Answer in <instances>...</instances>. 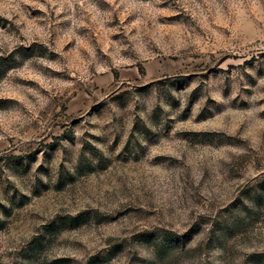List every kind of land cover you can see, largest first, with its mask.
<instances>
[{
  "label": "rangeland",
  "instance_id": "1",
  "mask_svg": "<svg viewBox=\"0 0 264 264\" xmlns=\"http://www.w3.org/2000/svg\"><path fill=\"white\" fill-rule=\"evenodd\" d=\"M0 264H264V0H0Z\"/></svg>",
  "mask_w": 264,
  "mask_h": 264
}]
</instances>
